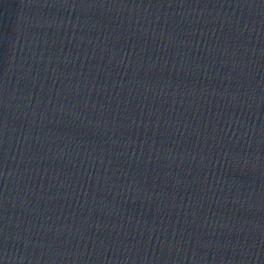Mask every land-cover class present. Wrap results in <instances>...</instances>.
Instances as JSON below:
<instances>
[{
	"label": "water",
	"instance_id": "water-1",
	"mask_svg": "<svg viewBox=\"0 0 264 264\" xmlns=\"http://www.w3.org/2000/svg\"><path fill=\"white\" fill-rule=\"evenodd\" d=\"M177 130L229 264H264V0H143Z\"/></svg>",
	"mask_w": 264,
	"mask_h": 264
}]
</instances>
